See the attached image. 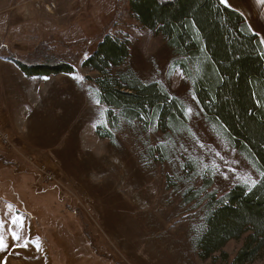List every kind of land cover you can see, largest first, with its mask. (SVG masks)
Listing matches in <instances>:
<instances>
[{
  "label": "rangeland",
  "instance_id": "374dc122",
  "mask_svg": "<svg viewBox=\"0 0 264 264\" xmlns=\"http://www.w3.org/2000/svg\"><path fill=\"white\" fill-rule=\"evenodd\" d=\"M7 2L0 58L67 63L74 72L0 71V84L1 76L20 84L12 95L0 93L2 130L11 140L0 137V264H231L244 238L207 259L198 255L207 195L253 184L259 173L206 118L168 42L134 17L128 0ZM106 34L130 49L111 74L131 71L161 84L184 103L182 129L129 122L118 110L107 117L109 108L97 103L100 74L83 65ZM42 163L54 181L43 180ZM251 264H264V252Z\"/></svg>",
  "mask_w": 264,
  "mask_h": 264
},
{
  "label": "trees",
  "instance_id": "16d2710c",
  "mask_svg": "<svg viewBox=\"0 0 264 264\" xmlns=\"http://www.w3.org/2000/svg\"><path fill=\"white\" fill-rule=\"evenodd\" d=\"M134 17L162 35L175 66L190 82L206 118L256 168L259 180L239 183L218 197L207 195L198 255L207 259L231 240L244 238L231 264H251L264 252V48L239 12L220 0H128ZM129 43L109 34L83 62L95 79L100 103L125 120L162 131L182 129L184 103L158 82H142L131 71L112 75L127 63ZM13 62L28 77L71 74L73 66ZM108 118V120H109ZM100 132V133H99ZM100 136L109 135L98 130ZM211 184H208V188Z\"/></svg>",
  "mask_w": 264,
  "mask_h": 264
},
{
  "label": "crops",
  "instance_id": "0c3cea01",
  "mask_svg": "<svg viewBox=\"0 0 264 264\" xmlns=\"http://www.w3.org/2000/svg\"><path fill=\"white\" fill-rule=\"evenodd\" d=\"M13 0H11L12 2ZM221 1V0H220ZM229 2V8L239 12L240 14L243 15L245 18L249 28L251 31L258 36V38L261 41V44L264 48V4L260 3V0H228ZM8 3L7 0H4L2 3H0V7L5 5L7 6ZM7 60H4L3 58H0V71L4 70V66L9 69L11 72H15L11 69L15 68L16 71H20L16 65H12L11 63L6 62ZM23 74V73H22ZM2 83L0 84V93L1 95H12V90L11 89H19V83H12V84H7V81L1 76ZM34 82V81H32ZM25 85V81H23L22 86ZM38 99L41 101L43 98ZM6 108V105L2 106L0 105V110L1 108ZM43 120L41 119L40 124L43 125ZM31 122L33 124H38V121H35V118H32ZM40 127V126H39Z\"/></svg>",
  "mask_w": 264,
  "mask_h": 264
},
{
  "label": "built area",
  "instance_id": "2783aa9c",
  "mask_svg": "<svg viewBox=\"0 0 264 264\" xmlns=\"http://www.w3.org/2000/svg\"><path fill=\"white\" fill-rule=\"evenodd\" d=\"M2 126H3V123H2V120L0 118V137L2 138L3 142L5 145H11V140H10V137H9V134L5 131L2 130ZM38 169V172L39 174L41 175V177L43 178V180L45 182H52L55 180V175L54 173L49 169V167L42 163V164H39L37 167Z\"/></svg>",
  "mask_w": 264,
  "mask_h": 264
},
{
  "label": "snow or ice",
  "instance_id": "6c2138e0",
  "mask_svg": "<svg viewBox=\"0 0 264 264\" xmlns=\"http://www.w3.org/2000/svg\"><path fill=\"white\" fill-rule=\"evenodd\" d=\"M221 3L224 4L225 7H229L230 6L228 0H221ZM260 3L264 4V0H260ZM73 78L78 80V81L83 80L82 76H74ZM97 103H99V101H97ZM13 223H16V221H13ZM13 235H14L15 239H17V240L20 239V237L18 235H16L15 233H13ZM0 246H4L3 245V237H0Z\"/></svg>",
  "mask_w": 264,
  "mask_h": 264
}]
</instances>
